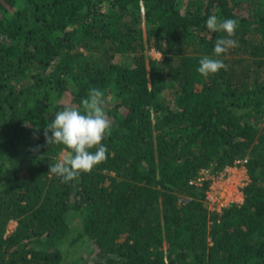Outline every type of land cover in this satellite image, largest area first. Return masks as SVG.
Returning <instances> with one entry per match:
<instances>
[{
	"label": "trees",
	"instance_id": "trees-1",
	"mask_svg": "<svg viewBox=\"0 0 264 264\" xmlns=\"http://www.w3.org/2000/svg\"><path fill=\"white\" fill-rule=\"evenodd\" d=\"M263 2L0 0V264H264ZM211 15L238 46L204 77ZM93 87L108 158L65 183L44 128ZM241 160L244 203L212 212L193 182Z\"/></svg>",
	"mask_w": 264,
	"mask_h": 264
},
{
	"label": "clouds",
	"instance_id": "clouds-1",
	"mask_svg": "<svg viewBox=\"0 0 264 264\" xmlns=\"http://www.w3.org/2000/svg\"><path fill=\"white\" fill-rule=\"evenodd\" d=\"M206 27L212 33L221 32L226 35L215 41L216 58L203 56L199 60L197 72L204 77L216 74L222 69L227 70V65L219 57L238 46L233 37L239 22L211 15L206 20ZM109 102L103 90L93 87L89 90L87 98L82 99L79 104H65L63 110L55 113L52 122L44 128L43 134L48 145H62L63 150L57 161L50 164L48 173L68 183L78 181L82 173H90L94 167L106 162L108 148L103 141L111 135L113 127L107 111ZM40 147L42 146L37 145L30 151L36 152ZM93 149L95 151H92Z\"/></svg>",
	"mask_w": 264,
	"mask_h": 264
},
{
	"label": "built area",
	"instance_id": "built-area-1",
	"mask_svg": "<svg viewBox=\"0 0 264 264\" xmlns=\"http://www.w3.org/2000/svg\"><path fill=\"white\" fill-rule=\"evenodd\" d=\"M247 162L248 160L237 161L234 166L227 167L215 176H211L208 171H202L200 178L193 182L199 185L211 179L212 184L207 192V204L212 212H222L233 205L240 206L244 203L243 189L250 182L246 169ZM218 184L221 186L218 187Z\"/></svg>",
	"mask_w": 264,
	"mask_h": 264
},
{
	"label": "rangeland",
	"instance_id": "rangeland-1",
	"mask_svg": "<svg viewBox=\"0 0 264 264\" xmlns=\"http://www.w3.org/2000/svg\"><path fill=\"white\" fill-rule=\"evenodd\" d=\"M263 4H264V2H263ZM261 7H262V9H264V5L261 6ZM149 55L151 57H153L154 59H159V60L161 59L160 53L156 52L155 50L150 51ZM218 185H217L218 187L221 186V184H218ZM17 225H18L17 222H14V221L10 222L9 225H8L7 235L12 234L16 230Z\"/></svg>",
	"mask_w": 264,
	"mask_h": 264
}]
</instances>
